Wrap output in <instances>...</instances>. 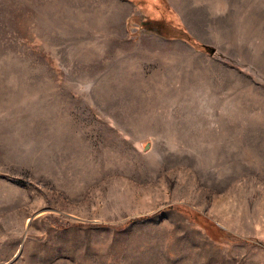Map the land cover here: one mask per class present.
<instances>
[{
    "label": "rangeland",
    "instance_id": "374dc122",
    "mask_svg": "<svg viewBox=\"0 0 264 264\" xmlns=\"http://www.w3.org/2000/svg\"><path fill=\"white\" fill-rule=\"evenodd\" d=\"M0 264H264V0H0Z\"/></svg>",
    "mask_w": 264,
    "mask_h": 264
},
{
    "label": "trees",
    "instance_id": "16d2710c",
    "mask_svg": "<svg viewBox=\"0 0 264 264\" xmlns=\"http://www.w3.org/2000/svg\"><path fill=\"white\" fill-rule=\"evenodd\" d=\"M145 27L151 28L155 24L161 26L160 33L163 36H167L170 38L178 37L182 40L191 43L192 45H196L195 39L189 35L187 30L180 26L175 27L172 25L170 20L162 18H151L146 19L142 22ZM174 31V32H173ZM173 32V33H172ZM175 33V34H174ZM174 35V36H173ZM203 47V45H200ZM178 211L189 213L191 219L197 223L200 227H203L207 234L214 240L218 242H225L228 241V233H226L223 229L219 228L216 223H214L211 219L207 218L206 216L202 215L201 213L187 211L185 208L177 207Z\"/></svg>",
    "mask_w": 264,
    "mask_h": 264
},
{
    "label": "water",
    "instance_id": "95a60500",
    "mask_svg": "<svg viewBox=\"0 0 264 264\" xmlns=\"http://www.w3.org/2000/svg\"><path fill=\"white\" fill-rule=\"evenodd\" d=\"M149 148V145L147 144L146 146H145V150H147Z\"/></svg>",
    "mask_w": 264,
    "mask_h": 264
}]
</instances>
